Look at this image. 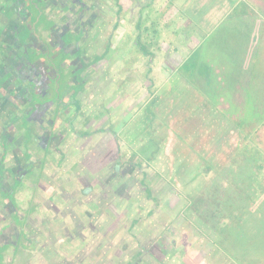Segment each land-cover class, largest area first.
<instances>
[{
    "label": "flooded vegetation",
    "instance_id": "obj_1",
    "mask_svg": "<svg viewBox=\"0 0 264 264\" xmlns=\"http://www.w3.org/2000/svg\"><path fill=\"white\" fill-rule=\"evenodd\" d=\"M139 1L148 18L152 0H0V264L106 256V198L94 193L118 187L123 153L114 136L106 167L101 139H85L112 129L106 65L137 31Z\"/></svg>",
    "mask_w": 264,
    "mask_h": 264
},
{
    "label": "rangeland",
    "instance_id": "obj_2",
    "mask_svg": "<svg viewBox=\"0 0 264 264\" xmlns=\"http://www.w3.org/2000/svg\"><path fill=\"white\" fill-rule=\"evenodd\" d=\"M240 1L225 5L228 8L233 5L234 11L242 9L264 11V4H261V9H258V6L256 8L255 4L249 3L248 0H242L247 3ZM143 5L139 1L138 7L141 9V14L138 15L136 22H140L141 25L137 27L136 32L131 31L126 35L120 52L123 55L122 59L118 57L119 50L109 53V56L112 57L109 58V63L106 65V77L107 79L114 78V81L105 89L104 96L117 101V103L110 107L111 113L106 111L104 126H110L112 129H105V132L85 139L87 145H90L91 142L93 144L98 138L101 139L105 151L101 153L100 157L105 158L106 167L113 162L112 152L115 147L112 142L114 143V136H116L120 152L123 153V161L119 162L122 172L120 178H117L118 187L115 190L106 189L105 195L103 189L98 190V188L94 193L99 191L100 195L106 198V202L104 201L106 207L104 236L107 242L106 256L104 258L95 256L97 258H93L94 264H111L109 258L112 254L126 257L137 246L146 247L144 249L148 252L143 253L145 258L150 259L151 252L154 255L167 256L169 264H250L255 258L264 255V250L260 248L263 242L262 231L255 230L252 226L250 228L242 222L240 230H233L228 235L233 238L229 243V250L232 247L231 252L235 254L229 255L221 247H215L209 237L203 233L202 228L194 226L197 224L196 217H188V213L185 211L187 205L185 194L201 182L202 175L199 172L207 167L203 163V159L211 166L208 175L206 174L207 179L215 177L220 181L221 175L216 174L214 170L223 165L229 167L232 162L230 156L234 155V145L240 144V136L235 133L227 135L232 126V123L226 119L227 115L219 114L216 109L210 107L209 103L205 104V95L198 92H196L197 95L194 93L191 96L192 91H187L188 96L185 97H188L187 100L189 99L192 104L182 100L181 107L178 106L177 111L169 109L165 114L161 112L171 106L172 94L170 93L173 86L171 77L175 72L174 68L182 62L185 56L192 53V50H202L200 53L202 57L208 61L210 59L214 61V66L220 63L224 65L223 73L226 76L219 83V92L223 99L237 98L240 100L238 98L240 97L239 90L232 89L231 79L235 76L236 71L233 70L231 59L226 54V49L231 47L230 41L236 39L232 36L235 28L227 31L226 25H232V22L234 24L246 23L248 19L236 17V20H232L230 18L214 29L209 28V31L204 29L206 36L197 49L195 41H197L198 35H191L193 30L196 31L193 24L187 28L185 26V23H191L187 22L189 20L187 17L191 15L190 9L184 12L187 17L177 15L174 9L162 12L161 0H152L149 1L148 18H145L147 8ZM27 6V9L31 11L39 9L35 3H29ZM222 11L219 9V12ZM141 15L144 17L142 18ZM153 19L158 21L152 23ZM213 20L215 21V19ZM252 20V25L250 20L248 24L252 27L258 26V31L261 32V34L254 35L255 41H257L256 49L259 60H261L258 63L260 66L257 68L258 75L255 78L258 80L260 72H264V23L259 22L261 20L259 17L255 19L252 16ZM130 23V21L122 23L121 31H126ZM182 25L185 26V29H179L180 34L175 32ZM153 27L157 28L158 32H153ZM184 32H188V34ZM117 35L119 36V34ZM136 39L148 45L149 54H144L139 47H135ZM116 41L114 39L112 44ZM147 42L149 43L147 44ZM214 70L217 71L218 67L215 66ZM240 73L243 81L245 73L243 71ZM255 79L252 81L257 84ZM246 80L247 83H251L250 77ZM183 83L184 81L180 82V90H184ZM114 88L117 90L116 94L112 93ZM160 89L163 90L161 93H159ZM157 93L161 94L164 100L154 108L159 117L153 118L152 137L161 142V147L156 158L147 162L138 152L139 145L146 141V137H142L137 131L140 126H143L142 111H145L146 103L150 102L153 95ZM252 94V96L256 94L258 97H263V92L257 91ZM263 101L264 98L261 99V104L256 107L264 109ZM219 107L222 112L228 113L235 109L236 111L233 110L229 114L234 118L240 114L241 110L238 109V104H234V106L231 104L230 109H226L228 107L226 101L220 102ZM246 109L249 111V107ZM250 139H253L255 144L264 150V123L259 126L257 132L251 135ZM221 148H225L224 152L226 153H219ZM198 151H201L202 157L197 155ZM178 160H181L182 163L179 167L180 170L174 169L177 165L174 162H178ZM129 168L131 172H128ZM226 169L222 172H225ZM181 172L184 174L180 177ZM250 173L248 169L244 171L245 175ZM261 173L264 175V164ZM83 175L86 177L83 184H87L89 180L85 173ZM240 175L243 177L242 173ZM210 183L212 184L213 181ZM145 187L150 189L151 196L145 195ZM92 199L97 200V195L92 196ZM254 206L256 207V205ZM1 218L3 217H0V220ZM130 224L133 225L132 229H129ZM262 226H264V222ZM101 235L102 233H99L91 237L93 247ZM88 250L89 252L87 250L84 252L86 255L90 254L91 248Z\"/></svg>",
    "mask_w": 264,
    "mask_h": 264
},
{
    "label": "trees",
    "instance_id": "obj_3",
    "mask_svg": "<svg viewBox=\"0 0 264 264\" xmlns=\"http://www.w3.org/2000/svg\"><path fill=\"white\" fill-rule=\"evenodd\" d=\"M234 10L233 13H235L236 16L239 15L240 12H245V9H242L241 11ZM141 17L143 18V16ZM236 19L237 18L233 20ZM156 21L158 20L153 19L152 23H155ZM140 25L141 23L139 22L138 27ZM234 25H241V23ZM155 27L152 29L153 32H158V29ZM181 28H183V26H180L178 29ZM234 28V38L239 40V37H243V39H245L244 34L247 35L248 28L244 30L241 26H235ZM252 36V39L255 41L254 33ZM246 39H248V37H246ZM248 40H246V42ZM256 43L257 41L253 42L248 47L246 44L238 43L234 47H228V49H226V54L229 55V58L231 59L230 61L233 64V70L236 71L235 76L231 79L233 85L232 89L236 88V91L239 90L240 97L238 98L240 100L237 98H232L233 100L228 98L223 99L219 92V83H221L226 76L223 73L224 65L221 63L218 64V70L215 71V67L211 64V61L204 59L202 54H200L202 50H192V53L185 56L182 62L174 68L175 72L171 77V82L173 84L171 88L172 92L170 93L172 94L171 106L161 111L163 114L168 112L169 109H171V111L173 109L174 111H177L178 106L181 107L180 102L182 100L192 104L189 99L187 100L188 97H185L188 96L187 91H192L191 96L198 92L205 95V104L209 103L210 107L218 111L217 113L227 115L226 119L228 122L232 123L230 132L227 135L235 133V135L240 136V144L234 145V155L230 156L232 162L229 167L223 165L221 168H216L214 170L216 174L221 175V180L219 181V178L215 177L207 179L211 166L203 159V163L206 164L207 167L199 172V174L201 173L202 175L201 182L185 194L187 202L185 211L188 213V217L194 216L197 219V224L192 221L195 224L194 226L199 229L202 228L201 230L207 237H209L212 244H214L215 247H221L229 255L232 254L231 251L233 249L231 247L229 250V243H231V239L233 238L228 237V235L233 230H240L239 228L242 226V222L250 228L253 227L255 230L262 231L263 242L261 243L260 248L264 250V226H262V223L264 222V175L261 173L264 164V150L255 144L253 139H250L251 135L257 132L259 126L264 123V109L256 107L258 104H261V99L264 98V72H260L258 80L255 79L258 75L257 68L260 66L258 63L261 61L259 60ZM139 44L141 50H143L142 53H150V51L147 50L145 42H139ZM199 47L200 46H198L197 49H199ZM240 71L245 73L243 81ZM248 77H250L251 80L250 84L247 83L246 80ZM254 79L257 81V84L256 82L253 83L252 80ZM183 81L184 83L182 85L184 86V90H180V82L182 83ZM162 91L163 90L160 89L159 93ZM251 91L254 93L257 91L263 92V97H258L256 94L255 96H252L253 94ZM159 93L154 94L150 102L146 103L144 107L145 111H142L144 115L142 116L143 119L140 118L142 119L143 126H140L137 131L142 137H146V141L144 140L145 142L139 145L138 152L147 162L156 158L161 147V142L152 137L154 132L152 126L153 118L157 116L159 117V114L155 112L154 108L158 107L164 100V97ZM256 98H259L260 100ZM223 101L228 102V107L226 109H230L231 104L233 106L234 104H238V109H241L240 114L234 118L230 117L229 114H231L233 110L236 111L235 109H232L229 113L222 112L219 103ZM248 107L251 112L247 111L246 108ZM224 151L225 148H221L218 152L221 154L226 153ZM197 155L202 157L201 151H198ZM174 163L177 164L174 169L180 170L179 167L182 164L181 160ZM225 169L226 171L222 172ZM246 169L250 170L251 173L245 175L244 171ZM240 173L243 174V177ZM183 174L184 172H181L180 177L183 176ZM210 181H213V183L211 184ZM145 195L151 196V191L148 187H145ZM254 205H256V207ZM132 227L133 225L130 224L129 229H132ZM144 248L146 247L137 246L131 253L127 254L126 257L120 254H112L109 258L110 263L169 264L167 256L164 257L158 254L154 255L150 251V259L145 258L143 253H147L148 251ZM233 257L234 256L230 258ZM250 264H264V255L255 258Z\"/></svg>",
    "mask_w": 264,
    "mask_h": 264
},
{
    "label": "crops",
    "instance_id": "obj_4",
    "mask_svg": "<svg viewBox=\"0 0 264 264\" xmlns=\"http://www.w3.org/2000/svg\"><path fill=\"white\" fill-rule=\"evenodd\" d=\"M239 1L240 0H161V2H162L161 11L162 12H167V11L169 12L170 10L174 9V12L177 15H185V17H187V15L184 14V12H187L190 9L189 12H191V15H189L187 17V19H189L187 22L190 21L191 23L190 24L185 23V26L187 28L189 25L193 24L194 29L196 31L194 32V30H193V32H191V35H193V34H195V36L198 35L197 39H196L197 41H195V46L197 44L196 47H198L202 44V39L206 36L205 31L206 30L209 31V28L214 29L216 26L221 24L223 21L225 22L226 20H228L230 18H232V20L235 19L236 17H238V18L240 17V18L246 19V20L248 19L246 23H241V25H234L233 22H232V25H226L227 31H229L231 29L233 30L235 26L236 27L241 26V28H243V30L248 28L247 35L244 34L245 39H243V37H239V40L234 39V40L230 41L231 47H234L235 45H237V43L246 44V46L248 47L253 42H255L252 39V37H253L252 34L253 33H254V35H257V33L261 34V32L258 31L259 30L258 26H256V27L251 26L253 23L252 22L253 21L252 16H254L255 19H258V17H259V19H261L259 22H261V24H263L264 23V11H261V10L245 11V12H240L239 15L236 16L235 13H233V9H232L233 5L230 8H228V6L225 4H228V3L234 4V3H238ZM240 2L247 3V2L242 1V0ZM248 2L251 4H255L256 8L258 6V9H261V4H264V0H248ZM219 9H222L223 11L219 12ZM163 17H164V13H163ZM163 17H161V18H163ZM168 18H171V17H168ZM190 19H192L193 21H191ZM213 19H215V21ZM249 20H250L251 25L248 24ZM185 26L182 29H185ZM204 29H206V30H204ZM175 32L180 34L181 31L178 29ZM188 32H186V33L184 32V33L188 34ZM232 36L234 37V35H232ZM246 37H248L249 40L246 39ZM246 40H248L247 41L248 43L246 42ZM238 41H240V42H238ZM209 61H211V64L214 65V61H212L211 59ZM215 66H219V65L216 64Z\"/></svg>",
    "mask_w": 264,
    "mask_h": 264
}]
</instances>
